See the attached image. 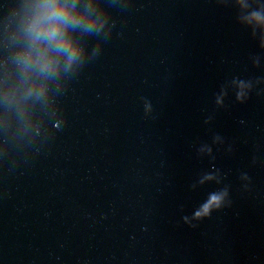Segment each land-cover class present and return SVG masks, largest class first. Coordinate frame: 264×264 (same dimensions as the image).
<instances>
[{"label":"water","instance_id":"obj_1","mask_svg":"<svg viewBox=\"0 0 264 264\" xmlns=\"http://www.w3.org/2000/svg\"><path fill=\"white\" fill-rule=\"evenodd\" d=\"M22 2L0 0V72ZM124 3L101 0L111 35L47 109L0 105V264H264L260 34L218 0ZM224 186L230 207L183 223Z\"/></svg>","mask_w":264,"mask_h":264},{"label":"clouds","instance_id":"obj_2","mask_svg":"<svg viewBox=\"0 0 264 264\" xmlns=\"http://www.w3.org/2000/svg\"><path fill=\"white\" fill-rule=\"evenodd\" d=\"M126 7L124 0H113ZM221 4H230L237 9V19L250 26L253 35L260 34V47L264 48V3L253 0L254 10L243 13L250 5L248 0H218ZM6 56L3 71L0 72V105L5 108L4 122L8 113L15 111L24 121L29 105H40L47 109L54 103L52 93H61L69 81L85 66L98 57L102 41L111 35L109 16L102 7L101 0H23L12 8L4 18ZM96 37V43L89 51L85 38ZM236 100L243 102L246 89L252 85L249 81L234 80ZM217 105L221 99H216ZM146 104V111H150ZM207 123V121H206ZM221 140L213 137V143ZM200 152L212 154V147L205 144ZM240 180L249 181L247 174H241ZM219 185L218 171L213 168L204 173L197 182ZM197 184H193L195 189ZM231 206L229 188L224 186L208 193L206 199L193 209L191 216H183L182 221L195 227L193 221L209 218L213 212Z\"/></svg>","mask_w":264,"mask_h":264}]
</instances>
